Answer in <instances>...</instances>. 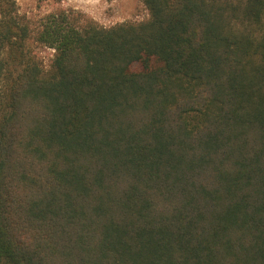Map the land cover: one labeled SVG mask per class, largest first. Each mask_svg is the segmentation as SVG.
<instances>
[{
  "label": "trees",
  "instance_id": "16d2710c",
  "mask_svg": "<svg viewBox=\"0 0 264 264\" xmlns=\"http://www.w3.org/2000/svg\"><path fill=\"white\" fill-rule=\"evenodd\" d=\"M143 2L0 0V264H264V0Z\"/></svg>",
  "mask_w": 264,
  "mask_h": 264
},
{
  "label": "rangeland",
  "instance_id": "374dc122",
  "mask_svg": "<svg viewBox=\"0 0 264 264\" xmlns=\"http://www.w3.org/2000/svg\"><path fill=\"white\" fill-rule=\"evenodd\" d=\"M21 13L38 19L58 8L77 9L106 27L125 21H140L149 16L143 0H17ZM39 56L49 66L54 50L48 47L37 48Z\"/></svg>",
  "mask_w": 264,
  "mask_h": 264
}]
</instances>
